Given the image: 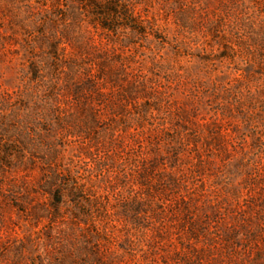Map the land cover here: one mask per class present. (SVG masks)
<instances>
[{
	"label": "rangeland",
	"instance_id": "obj_1",
	"mask_svg": "<svg viewBox=\"0 0 264 264\" xmlns=\"http://www.w3.org/2000/svg\"><path fill=\"white\" fill-rule=\"evenodd\" d=\"M122 3L0 0V264H264V0Z\"/></svg>",
	"mask_w": 264,
	"mask_h": 264
},
{
	"label": "trees",
	"instance_id": "obj_2",
	"mask_svg": "<svg viewBox=\"0 0 264 264\" xmlns=\"http://www.w3.org/2000/svg\"><path fill=\"white\" fill-rule=\"evenodd\" d=\"M91 8L94 21L103 29L115 32L120 27V20L130 19L134 16V9L122 0H81ZM128 26V23L126 24ZM122 26H125L123 24Z\"/></svg>",
	"mask_w": 264,
	"mask_h": 264
}]
</instances>
